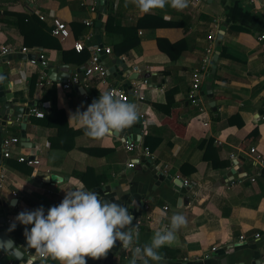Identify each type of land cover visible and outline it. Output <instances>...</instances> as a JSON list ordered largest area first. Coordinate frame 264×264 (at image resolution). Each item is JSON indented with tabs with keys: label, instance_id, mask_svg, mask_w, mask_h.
Returning a JSON list of instances; mask_svg holds the SVG:
<instances>
[{
	"label": "crops",
	"instance_id": "0c3cea01",
	"mask_svg": "<svg viewBox=\"0 0 264 264\" xmlns=\"http://www.w3.org/2000/svg\"><path fill=\"white\" fill-rule=\"evenodd\" d=\"M81 1L0 0V48L28 47L18 15L24 22L36 19L47 35V45L32 46L45 56L46 67L18 56L0 62L5 103L22 113L0 114V141L18 139L12 157H0L5 176L0 217L5 219L2 229L28 256L16 262L0 251V264H34L25 226L17 223L10 231L15 217L41 206L47 214L74 188L97 191L128 207L142 220L139 245L149 242L174 213L185 215L187 226L171 246L160 249L162 264H264V168L248 156L252 147L264 154V40L258 39L264 35V0H190L183 12L167 8L150 14L131 4L125 8V0H100L94 12ZM54 19L69 28L67 39L51 35ZM97 21L101 43L111 50L105 53L109 61H122L113 62L104 79L85 77L81 70L94 57L92 47L99 45L92 42ZM78 41L84 46L81 53L88 55L84 63L73 48ZM130 44L129 51L116 55V47L122 52ZM208 47L212 56L198 94L200 112L187 95ZM51 69H56L55 81L48 77ZM66 75H77L79 85L64 89ZM111 86L138 105L139 119L95 142L75 122L69 125V114L85 111L99 98L98 89ZM32 108L44 117L31 115ZM124 140L137 146L129 150ZM19 155L40 163L28 166L18 161ZM50 175L60 181L51 182ZM184 180L192 187L184 186ZM130 258L131 250L117 242L106 258L86 260L129 264ZM46 264L58 262L48 258Z\"/></svg>",
	"mask_w": 264,
	"mask_h": 264
},
{
	"label": "clouds",
	"instance_id": "9594fccd",
	"mask_svg": "<svg viewBox=\"0 0 264 264\" xmlns=\"http://www.w3.org/2000/svg\"><path fill=\"white\" fill-rule=\"evenodd\" d=\"M189 3L190 0H125L124 7L131 4L141 14L167 8L183 12ZM98 90L99 98L85 111L77 109L69 114V125L75 122L86 137L102 142L137 122L139 108L135 102L122 100L114 91ZM65 193L61 203L50 207L47 214L43 206L21 211L10 227L12 231L17 223L25 226L26 248L34 251V264L36 260L46 264L48 258L58 264H87L86 257L106 258L117 242L122 250H131L129 264H162L164 257L160 249L171 246L179 230L188 223L185 215L174 213L149 242L139 245L138 224L133 226L134 216L128 207L104 199L94 190L74 188Z\"/></svg>",
	"mask_w": 264,
	"mask_h": 264
},
{
	"label": "built area",
	"instance_id": "2783aa9c",
	"mask_svg": "<svg viewBox=\"0 0 264 264\" xmlns=\"http://www.w3.org/2000/svg\"><path fill=\"white\" fill-rule=\"evenodd\" d=\"M37 1V0H36ZM99 2L100 0H83L81 1V5H89L90 4V10L91 11H95V8L99 7ZM0 13H2V10L0 9ZM85 24L87 26H90L92 24V22L90 21H85ZM51 35L53 37H57L59 39L65 40L69 37L70 35V31L69 28L67 27V25L59 20V19H54L53 20V27L50 31ZM89 38H87L88 40ZM259 41H263L264 40V35H261L259 38ZM74 50L77 53H81L84 50V46L82 42H76L73 46ZM102 50H104L105 53L109 54L111 53L110 48H104V47H100L99 45H94L92 47V51H93V55L94 57L91 58L87 65L85 67H83L82 73L84 74L85 77H90V76H96L99 79H104L107 75V70L103 64V62H101L99 60V55L102 52ZM263 50H264V45H263ZM15 53H19V54H24V55H28L30 54L32 56V59H27V61H29L30 64L32 65H36V63H39L41 66L46 67L47 62H46V58L45 56L41 53V51L37 48V47H1L0 48V57L3 55H8V54H15ZM210 56H212V48L208 47L207 49H205L204 54H203V58L201 60L200 63V67L198 70L194 71L191 75V88L188 92V99L190 101L191 104H193L195 107L198 108V110L200 112L203 111V107L202 104H200V99L198 97V94L200 92V88L202 86V80L205 74H207L209 65H210ZM46 83H50L48 80H46ZM80 83V78L77 75L74 76H70L65 83H63L62 87L64 89H69L70 87H72L73 85H79ZM42 85V84H40ZM108 91H114L116 94H118L122 100H124L125 102H127V97L125 95V93L123 92V90L121 88H119L118 86H111ZM30 114L37 117V118H43L44 117V113H42L41 111H39L37 108H32L30 109ZM262 119H264V116L262 117ZM125 145H127L128 149H132L135 148L137 145L124 140L123 141ZM18 143V139L17 138H2L0 141V157L2 159H9L12 157L13 152H12V147ZM145 153L148 155V150L144 149ZM248 156L251 158L252 162L257 163L258 165H260L262 168H264V154L259 153L255 148H250L249 149V153ZM231 158H233V155H231ZM18 161L22 162L28 166H35V165H39L40 161L34 158H29V157H24L23 155H19L18 157ZM130 167H134V163L130 162L129 163ZM4 174H3V169L0 166V188L3 185V181H4ZM184 186L191 188L192 187V183L184 180L183 181ZM11 195L13 197H17V193L15 191L11 192ZM166 209V208H164ZM138 224V230L140 229V226L142 225V220L138 217H135L133 220V226L135 224ZM258 237V235H256ZM214 250V249H213Z\"/></svg>",
	"mask_w": 264,
	"mask_h": 264
},
{
	"label": "water",
	"instance_id": "95a60500",
	"mask_svg": "<svg viewBox=\"0 0 264 264\" xmlns=\"http://www.w3.org/2000/svg\"><path fill=\"white\" fill-rule=\"evenodd\" d=\"M99 11H104L101 3H100V8ZM100 16L98 17V20L100 19ZM95 38L92 40V42H97L99 44L100 47H103V44L101 43L100 37L98 35V29L100 27V23L97 21L95 23ZM224 26H222V30H224ZM18 56L19 58H25V59H32V56L30 54L28 55H24V54H8V55H3L0 58V62L1 63H6L11 61V58H14ZM99 59L103 62V64L105 65V67L107 68V73H108V68L111 67V64H113V62H118L119 64H122V61L117 60V61H109V58L107 57V55L105 54L104 50H102V52L99 55ZM218 59V53L215 54V56L213 57L212 60V64H211V68L215 69L216 67V62ZM3 72L0 71V74H2ZM72 72L69 73V75ZM48 77L50 80L55 81V75H56V69H51L48 71ZM69 75L65 76L62 80L61 83L66 82L67 78L69 77ZM4 77L0 76V114L4 115V116H9L12 115L14 117H22V113L18 112V110L15 109H10L9 108V104L5 103V99H4V88L6 87V85H3L2 82L4 81ZM3 116V117H4ZM24 143H29L28 141H26V139H23ZM160 179H162V175H159ZM49 180L51 182L54 181H60V178L57 177V175H50L49 176ZM165 183H168L167 180H165ZM5 222V219L3 217H0V251L2 253H6L7 255L11 256L16 262H19L22 258H27V255H24V253L18 248V246L9 238V236L7 235L6 229H2V226Z\"/></svg>",
	"mask_w": 264,
	"mask_h": 264
},
{
	"label": "trees",
	"instance_id": "16d2710c",
	"mask_svg": "<svg viewBox=\"0 0 264 264\" xmlns=\"http://www.w3.org/2000/svg\"><path fill=\"white\" fill-rule=\"evenodd\" d=\"M33 19L34 18H30L28 22H24L23 21L24 17H21L20 15H18L17 23H18L21 36L23 37L22 39L24 41V44L28 47H32L36 45H47V43L44 42V40L47 38V35L43 33L41 30L43 26L41 24H38L36 19H34L36 23H33L32 22ZM109 24H110V21L107 22V29H109ZM133 45L134 44H130L122 52H120L118 47H116L115 49L116 55L129 51ZM87 56H88L87 53H79L77 55V59L79 63H84Z\"/></svg>",
	"mask_w": 264,
	"mask_h": 264
}]
</instances>
